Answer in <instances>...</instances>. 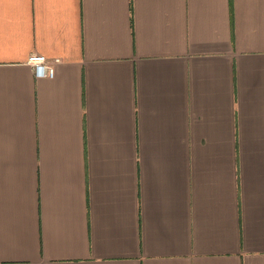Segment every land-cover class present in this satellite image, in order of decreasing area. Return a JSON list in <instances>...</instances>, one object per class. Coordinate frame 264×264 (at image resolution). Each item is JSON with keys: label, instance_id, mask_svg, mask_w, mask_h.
Here are the masks:
<instances>
[{"label": "crops", "instance_id": "crops-1", "mask_svg": "<svg viewBox=\"0 0 264 264\" xmlns=\"http://www.w3.org/2000/svg\"><path fill=\"white\" fill-rule=\"evenodd\" d=\"M0 264H264V0H0Z\"/></svg>", "mask_w": 264, "mask_h": 264}, {"label": "built area", "instance_id": "built-area-1", "mask_svg": "<svg viewBox=\"0 0 264 264\" xmlns=\"http://www.w3.org/2000/svg\"><path fill=\"white\" fill-rule=\"evenodd\" d=\"M59 60V58L49 60L48 57L44 54L33 53L30 56V62L35 69L36 77L54 76L55 63H58Z\"/></svg>", "mask_w": 264, "mask_h": 264}]
</instances>
